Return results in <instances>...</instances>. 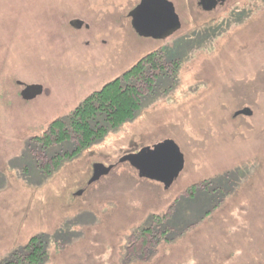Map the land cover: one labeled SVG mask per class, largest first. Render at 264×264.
Masks as SVG:
<instances>
[{"label":"rangeland","instance_id":"rangeland-1","mask_svg":"<svg viewBox=\"0 0 264 264\" xmlns=\"http://www.w3.org/2000/svg\"><path fill=\"white\" fill-rule=\"evenodd\" d=\"M139 1L0 0V261L37 235L39 264H264V0H169L161 38L134 31ZM154 50L176 63L133 117L46 170L73 145L32 137ZM166 140L185 159L167 189L119 162Z\"/></svg>","mask_w":264,"mask_h":264},{"label":"trees","instance_id":"trees-1","mask_svg":"<svg viewBox=\"0 0 264 264\" xmlns=\"http://www.w3.org/2000/svg\"><path fill=\"white\" fill-rule=\"evenodd\" d=\"M225 1L218 0L213 7ZM175 63L166 62L159 50L150 51L125 72L87 95L65 118L50 121L42 134L32 137V140L40 141L42 149L65 143H71L73 147L70 150L51 151L45 169L56 166L65 156H74L110 130L130 120L141 107L145 91H152L155 78L169 72L163 68L164 65L173 66ZM147 229H143L144 233ZM40 238L32 235L20 250L13 251L10 259L0 261V264H39L47 253Z\"/></svg>","mask_w":264,"mask_h":264},{"label":"water","instance_id":"water-1","mask_svg":"<svg viewBox=\"0 0 264 264\" xmlns=\"http://www.w3.org/2000/svg\"><path fill=\"white\" fill-rule=\"evenodd\" d=\"M217 1L200 0L208 9L215 6ZM129 16L136 34L145 37L161 38L171 34L180 26L178 15L169 0H141L130 11ZM70 24L80 28L82 22L72 20ZM17 84L24 86L20 91V97L24 100L33 99L43 91L42 85L39 84L30 85L20 82H17ZM240 114L251 115L252 110L245 107L236 110L234 113L235 116ZM184 160L180 148L173 141L166 140L154 144V146L143 147L138 152L123 155L119 162H128L140 178L158 181L167 189L179 175L184 166ZM112 166V164H109V166L102 164L94 166L90 182L96 181L102 175L107 174Z\"/></svg>","mask_w":264,"mask_h":264},{"label":"crops","instance_id":"crops-1","mask_svg":"<svg viewBox=\"0 0 264 264\" xmlns=\"http://www.w3.org/2000/svg\"><path fill=\"white\" fill-rule=\"evenodd\" d=\"M137 173V172H136ZM138 174V173H137ZM139 177V176H138ZM140 178V177H139ZM141 179H144V178H141ZM145 179H147V178H145ZM148 180H150V179H148ZM150 181H153V180H150ZM153 182H155V184L156 183H160V182H158V181H153Z\"/></svg>","mask_w":264,"mask_h":264},{"label":"flooded vegetation","instance_id":"flooded-vegetation-1","mask_svg":"<svg viewBox=\"0 0 264 264\" xmlns=\"http://www.w3.org/2000/svg\"><path fill=\"white\" fill-rule=\"evenodd\" d=\"M220 2H222V1H220ZM74 20H78V19H73V21H74ZM70 21H72V20H70ZM23 87H24V86H22V89H23Z\"/></svg>","mask_w":264,"mask_h":264}]
</instances>
